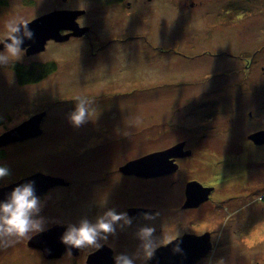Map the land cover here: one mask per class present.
<instances>
[{
    "label": "rangeland",
    "instance_id": "obj_1",
    "mask_svg": "<svg viewBox=\"0 0 264 264\" xmlns=\"http://www.w3.org/2000/svg\"><path fill=\"white\" fill-rule=\"evenodd\" d=\"M61 9L85 10L78 22L89 27V36L49 41L44 51L34 55L23 49L20 59L0 65V135L46 112L43 135L6 147V157L0 162L10 168L11 175L2 184L36 172L63 177L73 184L70 189L58 188L39 197L45 227L57 220L78 221L75 217L69 220L65 208L76 212L81 203L89 201L85 193L97 189L95 180L104 174L103 168H116L126 157L161 147L142 142L130 155L97 161L92 149L96 144L89 143L96 137L99 142L106 140V127L99 128L104 122L114 129L113 137L120 139L146 141L160 136L164 126L172 132L177 121L193 122L187 112L202 111L192 96L196 90L194 96L227 85L223 81L215 84L206 75H238L264 63V0H0V39L6 36L5 23L10 19L28 23ZM32 60L55 63L56 68L43 80L21 86L12 67ZM260 88L262 103L258 106L264 113V86ZM77 96L93 100L90 116L80 126L69 120ZM256 107L254 103L247 110ZM233 108L226 115L216 114L214 124L219 123L230 137H236L232 133L240 136V124L251 133L255 120L247 117L237 122ZM258 125L264 127V114ZM186 131L219 136L217 130L202 125ZM240 154L249 161L263 160L264 175V147L260 151L244 147ZM248 234L225 241L229 246L221 256L225 264H264V224ZM30 238L0 249V264H52L28 246ZM221 257L206 262L220 264Z\"/></svg>",
    "mask_w": 264,
    "mask_h": 264
},
{
    "label": "flooded vegetation",
    "instance_id": "obj_2",
    "mask_svg": "<svg viewBox=\"0 0 264 264\" xmlns=\"http://www.w3.org/2000/svg\"><path fill=\"white\" fill-rule=\"evenodd\" d=\"M89 33L71 38L87 37ZM110 42L111 40L107 44ZM92 55L95 56L96 52ZM215 74L206 75L205 78H213L211 80L215 81V84L223 81L227 85L199 91L198 96H194L197 90L193 93V99L202 111L186 113V116L194 118L190 125L184 120L177 121V126L172 128V132L168 126H164L160 136L148 137L145 141L113 137L114 129L104 122L105 125L99 128L106 127V140L101 139L102 142H99L100 138L96 137L89 143L96 144L92 149L97 161H107L105 156L114 160L120 154L130 155V151L142 142L146 145L161 144L160 148L146 149L136 156L122 158L123 161L118 163L116 168H103L104 174L95 180L98 182L97 189L92 190V193H85V199L89 201L81 203L76 212L65 208L68 209L65 215L69 216V220H73V217L79 220L84 216L94 220L98 214L113 208L118 213L126 212L132 218L131 226H125L123 229L118 226L116 234L109 235L106 241H101L102 246L99 249H80L66 246L61 241V236L70 222L57 220L44 230L62 226L64 232L54 234L48 250L31 247L28 244L31 238L27 240L28 246L52 264H115V254L136 252L140 241L135 232L138 227L147 224L155 228L156 237H166L152 257H161L160 264H209L207 259L226 255L225 249L229 246H225V241L231 242L233 235L240 239V236L248 232L250 235L257 231L264 224L263 160H246L247 157L240 152L242 153L244 147L253 151H260L264 147V143H255L250 138L252 134L264 130V127L258 125V122L262 124L264 114L262 107L258 106L263 92L260 87L264 86V63L257 65L253 70L248 71L246 68V71L242 70L238 75L235 72V75L219 72ZM27 85L31 84L21 86ZM260 102L262 103V100ZM254 103L257 107L247 110V107ZM230 107H235L233 111L237 114L234 115V120L237 122L247 117L255 120L256 127L251 133L248 134L245 126L240 124V136L232 133L236 137H230L223 132L219 123L214 124L216 114L226 115ZM201 125L205 129L217 130L219 136H209L207 133L198 136L194 131H186L190 128L197 129ZM224 126L225 123L223 128ZM200 145L204 146L202 150L199 149ZM163 151L167 152L160 156L159 171L147 168L131 172L122 168L132 160ZM99 155L101 156L98 160ZM205 156L207 158L202 159ZM66 181L69 183L52 187L38 197L58 188H72V182ZM2 186L6 185H0ZM81 193L83 194V191ZM144 213H149L155 218L146 220ZM201 253L204 255L199 257ZM152 258L146 262L140 260L138 264H153ZM219 261L220 264L227 263L223 257ZM215 263L214 261L213 264Z\"/></svg>",
    "mask_w": 264,
    "mask_h": 264
},
{
    "label": "clouds",
    "instance_id": "obj_3",
    "mask_svg": "<svg viewBox=\"0 0 264 264\" xmlns=\"http://www.w3.org/2000/svg\"><path fill=\"white\" fill-rule=\"evenodd\" d=\"M5 28L6 36L0 39V44L4 45V50L0 51V65H8L20 59L24 39H31L33 36L27 22L10 19L5 23ZM74 101L75 108L69 114V120L75 126H80L89 118L93 100L86 96H77ZM10 175V168L6 164L0 165V179ZM40 212L41 201L35 193L34 181L14 187L0 201V249L12 247L19 241L30 238L31 234L44 231L45 221L39 215ZM143 215L146 220L155 218L149 213ZM131 224L132 218L126 212L118 213L109 208L98 214L94 220L84 216L75 223H69L61 241L69 247L99 249L102 246L101 241H106L109 235H115L118 226L123 229ZM135 236L140 241L136 252L115 254V264H137L138 260L146 262L166 239L165 236L163 239L156 237L155 228L147 224L138 227Z\"/></svg>",
    "mask_w": 264,
    "mask_h": 264
},
{
    "label": "water",
    "instance_id": "obj_4",
    "mask_svg": "<svg viewBox=\"0 0 264 264\" xmlns=\"http://www.w3.org/2000/svg\"><path fill=\"white\" fill-rule=\"evenodd\" d=\"M85 12V10L61 9L51 11L33 19L28 22V28L33 32V36L31 39H24L22 49H25V52L28 55H34L44 51L49 41L65 42L71 37H82L86 35L90 30L89 27L81 26L78 22V18L85 14ZM0 49H4L3 44H0ZM45 115V111L37 113L18 126L4 132L0 135V146H6L11 143L21 142L41 136L43 134V128L41 125ZM250 138L255 143H264V130L252 134ZM165 152L167 151L155 152L151 155L140 157L130 161L122 168L131 172H138L147 168L159 171L161 169V165L159 164L161 161L160 156ZM28 181H34L35 193L37 196L42 195L52 187L69 183L63 177L36 172L9 185L0 187V201H3L14 187ZM61 228L62 226H55L39 232L31 237L28 244L31 247L48 250L53 241L54 234L64 232ZM202 253L199 257L204 255ZM160 258L161 257L158 256L157 258H152L153 264H160Z\"/></svg>",
    "mask_w": 264,
    "mask_h": 264
},
{
    "label": "trees",
    "instance_id": "obj_5",
    "mask_svg": "<svg viewBox=\"0 0 264 264\" xmlns=\"http://www.w3.org/2000/svg\"><path fill=\"white\" fill-rule=\"evenodd\" d=\"M14 73L17 77V81L19 85L21 84H27V83H37L41 80H43L48 74H50L52 71L55 70L56 66L55 63L47 62V63H41L38 61H32V62H21V63H14L13 65ZM44 133V129H43ZM43 135V134H42ZM6 146H0V161L5 159L6 157ZM4 163L0 162V165H3ZM9 178V176L0 179V185L2 184L3 180H6Z\"/></svg>",
    "mask_w": 264,
    "mask_h": 264
},
{
    "label": "bare ground",
    "instance_id": "obj_6",
    "mask_svg": "<svg viewBox=\"0 0 264 264\" xmlns=\"http://www.w3.org/2000/svg\"><path fill=\"white\" fill-rule=\"evenodd\" d=\"M259 229V228H258ZM256 232V231H255Z\"/></svg>",
    "mask_w": 264,
    "mask_h": 264
}]
</instances>
